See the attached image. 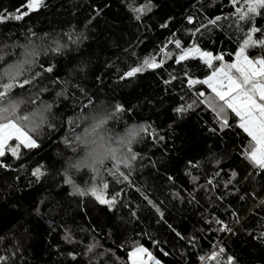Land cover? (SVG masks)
<instances>
[{"label": "trees", "instance_id": "1", "mask_svg": "<svg viewBox=\"0 0 264 264\" xmlns=\"http://www.w3.org/2000/svg\"><path fill=\"white\" fill-rule=\"evenodd\" d=\"M147 2L43 0L21 20L0 23V71L19 60L24 51L21 46L30 41L40 52L33 72H41L42 77L35 87L14 91V97L24 101L21 112L33 110L29 101L40 88L48 89L40 99L53 104L47 114L53 127L45 125L32 134L38 146L21 148L18 158L10 152L0 158L9 165L0 167V256L6 257L0 264H130L127 252L133 242L142 244L162 264H213L199 259L212 251L213 244L224 247L222 259L231 255L235 264H264V240L254 238L264 232V209L257 208L254 214L239 211L240 223L232 225L235 234L217 232L215 224L210 230L206 223L210 214L228 222L232 218L226 209L252 208L264 197V173L253 169L242 155L249 138L236 126L234 114L229 116L230 127L220 130L212 112L203 106L175 112L182 103L180 97L186 103L189 94L179 79L163 83L169 73L181 77L184 67L203 77L210 71L207 66L198 59L182 65L169 60L163 70L150 69L121 79L172 33L190 44L193 37L188 30L215 16L226 19L206 31L201 29L194 39L202 49L214 55L223 53L230 62L249 28L261 30L254 38L264 35V11L250 22L237 24L234 16L227 18L235 11L229 0H150L152 11L137 21L132 9ZM26 4L27 0H0V13L25 12ZM190 15L195 18L193 24L186 19ZM165 22L168 27H160ZM81 33L86 39L78 41ZM56 43L64 46L59 53L50 50ZM247 54L264 57V49L249 48ZM49 66L52 71H44ZM61 81L67 82V98L56 97ZM116 105L123 111L108 119L109 134L122 135L134 124H144L148 131L133 145L140 156L134 162L131 185L114 182L107 172L110 161H105L97 175V185L101 178L107 180V196L123 189L121 199L136 211L135 217L122 203L109 210L91 196L70 195L71 187L63 183L67 170L77 185L91 184L90 170L69 168L83 155L75 137L90 123L82 117L113 114ZM209 128L217 131L212 133ZM37 168L43 173L39 179L33 175ZM119 171L127 174L122 167ZM232 172L237 173L235 178ZM208 180L214 185L210 192L205 191L210 187ZM246 192L258 195L245 203L238 197ZM141 193L159 206L162 219ZM65 229L72 243L64 240ZM193 236L194 244L187 239ZM149 237L160 244L154 245ZM93 243L97 246L85 255Z\"/></svg>", "mask_w": 264, "mask_h": 264}, {"label": "snow or ice", "instance_id": "2", "mask_svg": "<svg viewBox=\"0 0 264 264\" xmlns=\"http://www.w3.org/2000/svg\"><path fill=\"white\" fill-rule=\"evenodd\" d=\"M42 3L43 0H27V11L21 13L17 9V14L15 15L9 14L5 10L4 13H0V23L9 19L19 21L28 15L29 12L38 9ZM229 3L234 7L235 11L227 18L234 16L235 23L237 24L239 22H250L261 11H264V0H229ZM152 7L150 0H148L147 4H141L139 7L133 8L132 11L135 13L134 18L139 21L146 12L152 11ZM96 14L99 15V10H97ZM186 19L190 24H193L195 20L191 15L187 16ZM222 19H226V17L215 16L214 18H209L207 24L201 23L194 30H188L193 39L187 45L177 37L176 33H172L154 53L145 56L137 66L131 67L124 73L121 79L133 77L137 73L150 69L153 71L163 70L169 60H173L177 65L186 64L192 59L202 61L210 70L203 77L193 75L187 67H184L181 77L169 73V78L163 80V83L167 85L179 79L185 91L189 94L186 103L184 102L185 97H180L182 103L174 111L182 114L195 107L203 106L206 110L212 112L215 123L220 130L230 127L229 116L234 114L233 118L236 119V126L249 138L248 145L242 150L243 158L249 162L253 169L264 173V57L250 58L247 54L249 48L259 47L260 49H264V35H261L260 38H254V34L261 30L255 26L249 28L243 40L232 54L233 58L230 62H226L223 53L214 55L212 52L202 49L194 39L195 35L201 32V29L206 31L209 26L215 27ZM160 27L167 28L168 23L165 22ZM32 35L34 36L35 34L33 33ZM83 39H86L83 33L79 34L78 41ZM169 45L173 47L169 48ZM21 47L24 48L21 58L7 64L3 68V71H0V158L5 157L7 152H10L12 157L18 158L21 148L32 149L37 147L38 145L32 134L38 133L45 125L49 128L53 127L47 120V114L51 112L53 104L40 99L41 95L48 91L47 88H40L35 94V99L29 101L33 105V110L30 112H21V106L24 104V101L14 97L15 90L19 89L23 91L26 86L33 88L36 86L38 79L42 77L41 72H33L40 55L37 47L31 41L28 45H22ZM63 47V45L56 43L55 47L50 50L59 53ZM0 60H3V56H0ZM214 61L218 62V66L214 64ZM40 67L43 66L41 65ZM44 71L51 72L52 67L49 66ZM60 83L62 88L61 91L56 93V97L67 98L65 95L68 87L67 82L61 81ZM197 86L200 87L197 88ZM79 90L81 92L84 91L83 89ZM38 102L39 106H37ZM89 103H92L90 99ZM122 111L123 107L116 105L115 113L113 114L82 117L85 122L90 121L88 126L84 128V131L75 137L76 146H82L83 155L76 162L70 163L69 168H85L90 170L92 182L90 185L86 184L84 187H81L69 178L66 170L63 183L71 187L72 191L70 195L79 197L91 196L100 205L107 206L109 210H112L117 203H122L125 207H129L131 215L135 217L136 211L121 199L123 189L113 193L111 196H107V190L109 189L107 180L101 178L102 183L100 186L97 185V175L102 170L105 161L111 162L112 167L107 169V172L115 183L131 185L130 176L134 171V162L140 156L139 153L134 151L133 145L142 140V134H147L148 129L144 124H134L127 128L122 135L113 136L109 134V130L106 127L108 119ZM209 131L215 133L217 129L209 128ZM152 139L156 140L154 131ZM163 139V136L159 137V140L162 141ZM10 141H14V144H10ZM216 163L219 164V161H216ZM195 166L198 167V164ZM0 167L8 168L9 165L0 160ZM121 167L127 170V174L119 171ZM33 175L39 179L43 173L40 171V168H37L33 170ZM231 176L235 178L237 173L232 172ZM171 179L169 177V180ZM196 179L197 177H192L193 181ZM244 179H247V177H244ZM228 183H231V179ZM207 184L210 187L205 188L204 185L200 187L205 188L206 192H210L212 187H214L212 180H208ZM137 191H140V189H137ZM237 192H239V189H237ZM141 194L147 205L155 209L162 219L163 212L159 206L149 196ZM257 195L255 192H246L245 195H241L238 198L247 203L248 200H254ZM222 198L216 197L217 200ZM192 199L194 200L195 197L193 196ZM257 208L264 209V197L260 198L258 204H254L252 208H241L240 210L226 209V212L230 213L232 218L228 222L210 214V219L206 223L210 230L212 229V225L215 224L217 225L215 231L235 234L232 225L240 223L239 211L254 214ZM35 211L39 214V207ZM173 231L175 230L173 229ZM144 235H147V233ZM176 235L181 239H185L179 232H176ZM254 238L264 240V232H261L259 236ZM149 239L154 245L158 246L160 244V241L152 237H149ZM187 239L193 244L196 242L194 236ZM64 240L68 243L73 242L68 229H65ZM96 246L95 243L89 244L85 255L88 252H92ZM160 250L163 251V249ZM69 255L74 260L76 259L74 253H69ZM224 255V247L213 244L212 251L209 254L200 256L199 259L202 262H213V264H235L233 256L227 255L225 260L221 258ZM127 256L130 264H161V261L156 259L139 242H133L131 250L127 252ZM5 259V256H0V262L5 261Z\"/></svg>", "mask_w": 264, "mask_h": 264}, {"label": "rangeland", "instance_id": "3", "mask_svg": "<svg viewBox=\"0 0 264 264\" xmlns=\"http://www.w3.org/2000/svg\"><path fill=\"white\" fill-rule=\"evenodd\" d=\"M10 143V142H9ZM157 259V258H156ZM162 264V263H161Z\"/></svg>", "mask_w": 264, "mask_h": 264}]
</instances>
